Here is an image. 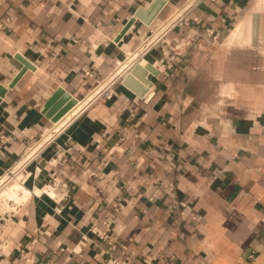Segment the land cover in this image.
<instances>
[{
	"label": "crops",
	"instance_id": "obj_1",
	"mask_svg": "<svg viewBox=\"0 0 264 264\" xmlns=\"http://www.w3.org/2000/svg\"><path fill=\"white\" fill-rule=\"evenodd\" d=\"M182 2L0 0V176ZM263 15L264 0H203L140 75L129 65L111 99L56 134L23 169L30 199L0 234V264H102L93 224L130 264H264ZM22 58L33 68L10 87Z\"/></svg>",
	"mask_w": 264,
	"mask_h": 264
},
{
	"label": "built area",
	"instance_id": "obj_2",
	"mask_svg": "<svg viewBox=\"0 0 264 264\" xmlns=\"http://www.w3.org/2000/svg\"><path fill=\"white\" fill-rule=\"evenodd\" d=\"M189 2V4L187 3ZM203 0H186L185 7H177L172 13H170V16L164 19V21L156 24L152 30H150V34L147 33L146 36L142 39H140L137 42V46H135L134 52H129L128 57L126 58V61L119 64L118 68H116L113 72H111L109 75L101 79L99 82H97L96 86L91 90V93L89 95L90 102L85 106V108L76 115L66 126H68L73 120H75L86 108H88L89 105H91V102H95L96 100H108L111 99L114 95L115 91V84L121 78V76L127 71V67L130 65H136L137 63L144 64L145 65V58L146 55L155 48L166 36L169 30L175 26V24L179 22H183L185 14L195 5L199 4ZM187 4V5H186ZM172 19V20H170ZM170 20V22L165 27V21ZM149 32V31H148ZM195 41V37L192 34H189L185 36L180 42L173 45L170 49V54L167 58V63L173 62L176 60V58L182 53V50L186 47H189L193 44ZM216 36L213 37V43H215ZM132 50V49H131ZM131 55V56H130ZM122 64L125 65L122 67ZM134 65V66H135ZM87 100V99H86ZM85 100V101H86ZM145 100H149L148 97ZM84 102V100H82ZM78 102H81V100H77L76 103L66 112L64 113L60 119H58L56 122L61 120L72 108H74ZM54 123V124H55ZM53 124V126H54ZM52 126V127H53ZM64 126L63 128H65ZM63 128L58 130L56 134H58ZM54 134V136L56 135ZM54 138V137H53ZM2 142H8L9 136L4 135L1 138ZM25 167V166H24ZM24 167L21 168V164L19 163L14 167L13 170H9L10 173L15 175V169L18 168L19 172H23ZM25 173H28L27 171ZM6 174V173H5ZM0 176V191L3 188V183L5 182V179L3 178L4 175ZM19 174V173H18ZM27 178H24L22 180V183L24 184L26 182ZM11 188V187H10ZM19 202H16V200H13L12 198H0V234L8 224V222L15 216V208L19 205ZM9 205L10 211L6 212L5 214H1V211L6 208V206ZM90 232L96 235L100 240L104 241L108 245V249L106 251V257L102 264H130L127 261L121 259L119 256L116 255V248H117V242L112 237V235L107 231L104 230L100 225L93 224L90 227ZM9 242L6 240H2L0 242V255L5 252V250L8 248Z\"/></svg>",
	"mask_w": 264,
	"mask_h": 264
},
{
	"label": "rangeland",
	"instance_id": "obj_3",
	"mask_svg": "<svg viewBox=\"0 0 264 264\" xmlns=\"http://www.w3.org/2000/svg\"><path fill=\"white\" fill-rule=\"evenodd\" d=\"M186 0H184V2H185ZM184 2H182V4H179L178 6H176L173 10H171L170 12H169V14H168V16H170V13H172L177 7H185V3ZM187 3L189 4V2L187 1ZM187 5V4H186ZM168 16H166V18L168 17ZM170 20H172V19H170ZM170 20H167V21H165V27H166V25L170 22ZM149 34H150V31L148 32ZM218 43H219V40H218ZM135 46H137V43H135V45H133V47H132V50H131V52H134V49H135ZM135 53V52H134ZM131 56V55H130ZM97 84V83H96ZM96 86V85H95ZM94 86V87H95ZM93 90V89H92ZM90 93H91V90H90V92H89V94L87 95V96H85V97H83V98H80V100L82 101V100H84V102H85V100L86 99H88L89 98V95H90ZM88 97V98H87ZM87 102H85V104L87 105L89 102H90V100L88 99V100H86ZM100 100H96L95 102H91V106L92 105H95V104H97L98 102H99ZM79 103L80 102H78V104H77V106H76V108H75V110L77 109V107L79 106ZM83 103V102H82ZM74 110V109H73ZM72 110V111H73ZM74 110V111H75ZM70 114V113H69ZM68 117H70V115H66V116H64L61 120H59L58 122H56L55 123V125L53 126V127H51V126H43L42 127V131H40L39 132V134L34 138V140H32L31 141V143H28L23 149H22V151H21V154H20V156H19V158H18V164L22 161V163H21V168L22 167H24L27 163H29V161L30 160H32V158H34L35 156H37V154H38V152L42 149V148H44L45 146H46V144L48 143V142H50L52 139H53V137H54V135L51 137V139L49 140V141H47V142H45L44 143V146H42V148H40L38 151H36L35 153H32V155H30L29 157H28V159L27 160H25V162L23 161L30 153H31V151L33 150L32 148H34L38 143H40V142H42L43 141V139L49 134V132H51V130L52 129H54V128H56L58 125H60V123L62 122V121H64L65 119H67ZM57 132V131H56ZM56 132H54L53 134H56ZM30 151V152H29ZM27 154V155H26ZM26 155V156H25ZM24 162V163H23ZM18 164H14L15 166L16 165H18ZM12 166L11 168H10V170H13L14 169V167L15 166ZM15 175H18V176H13V174L12 173H10L9 171L4 175V179H5V182L3 183V188H2V190L0 191V198L1 199H4V198H12L13 200H16V202H19V203H23V204H28V201H29V199H27V198H22L27 192H26V190L28 191V193H29V190L27 189V182H25L24 184L22 183V180L24 179V176L22 175V173L21 172H19L18 171V168H16L15 169ZM19 173V174H18ZM20 184V185H19ZM11 187V188H10ZM23 191V192H22Z\"/></svg>",
	"mask_w": 264,
	"mask_h": 264
},
{
	"label": "water",
	"instance_id": "obj_4",
	"mask_svg": "<svg viewBox=\"0 0 264 264\" xmlns=\"http://www.w3.org/2000/svg\"><path fill=\"white\" fill-rule=\"evenodd\" d=\"M158 10V7L155 5V4H153L151 7H150V9H149V11L151 12L150 14H149V16H150V19L155 15V13H156V11ZM142 12H143V10L142 9H140V10H138L137 12H136V15H135V17H133L131 20H129L128 22H127V24L124 26V28H123V30L121 31V33H120V35L117 37V41H119L124 35H125V33L129 30V28L133 25V23H135V21H136V19L138 18V17H140V18H144L143 17V15H142ZM263 25H262V29H261V32H260V38L262 39V41H263V45H264V15H263ZM147 22L149 21V20H146ZM22 61L24 62V64H25V66H24V68H22L20 71H19V73L17 74V76L14 78V80L12 81V83L10 84V87H13L16 83H17V81L20 79V77L24 74V72L27 70V68H33V65L29 62V61H27V60H25V59H23L22 58ZM139 68H141V64L140 63H137L136 64V67H134V69L132 70V72L133 73H135V74H138L139 72H138V69ZM145 70L144 71H146V69H150V70H152V71H154V72H156V70L152 67V65L151 64H149V65H146V67L144 68ZM138 75H140V74H138ZM128 81H129V76H127V78H126V83H128ZM147 81H149V83H150V80H147ZM7 92V88L5 87V86H3L2 84H0V101H1V97L5 94ZM74 103H76L75 102V100H73L69 105H67L66 107H64L56 116H54L53 117V120L54 121H57L58 119H60L61 118V116L64 114V113H66L73 105H74Z\"/></svg>",
	"mask_w": 264,
	"mask_h": 264
},
{
	"label": "bare ground",
	"instance_id": "obj_5",
	"mask_svg": "<svg viewBox=\"0 0 264 264\" xmlns=\"http://www.w3.org/2000/svg\"><path fill=\"white\" fill-rule=\"evenodd\" d=\"M125 65H123L122 64V67H124ZM88 98V97H87ZM91 99V98H90ZM89 99V100H90ZM88 100V99H87ZM83 101H81L80 103H79V106L77 107V109L75 110V108H76V106L74 107V108H72V110H70L66 115H70V117H68L67 119H65L64 121H62L61 123H60V125H58L56 128H54V129H52L51 130V132H49V134L43 139V141L42 142H40V143H38L34 148H32L33 150L31 151V153L23 160L24 162H25V160H27L28 159V157L30 156V155H32V153H35L36 151H38L40 148H42V146H44V143L45 142H47V141H49L50 139H51V137L54 135L53 133L54 132H56V131H58L59 129H61V128H63L64 126H66L76 115H78L84 108H85V106H86V104H85V102H87V101H85V102H83ZM70 113V114H69ZM65 115V116H66ZM55 123V122H54ZM55 125V124H54ZM30 152V151H29ZM27 155V154H26ZM25 155V156H26ZM23 162V163H24ZM22 163V161L20 162V164ZM20 185V184H19ZM37 193H39L40 191H41V189H39V188H36V190H35ZM23 192V191H22ZM26 194L22 197V198H27V199H30V192L28 193V191L26 190ZM51 193V192H50ZM51 194H53V193H51ZM26 200V199H25Z\"/></svg>",
	"mask_w": 264,
	"mask_h": 264
}]
</instances>
